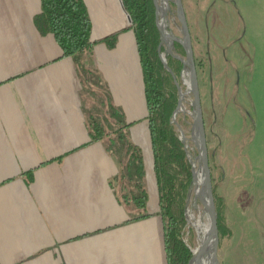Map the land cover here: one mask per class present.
I'll use <instances>...</instances> for the list:
<instances>
[{"label":"crops","instance_id":"obj_1","mask_svg":"<svg viewBox=\"0 0 264 264\" xmlns=\"http://www.w3.org/2000/svg\"><path fill=\"white\" fill-rule=\"evenodd\" d=\"M84 1L92 45L67 58L37 25L42 0H0V264H167L135 33L121 0ZM247 115L245 211L264 198L263 116ZM124 125L146 156L144 219L122 202ZM261 212L264 220V199ZM261 229L262 246L250 232L248 260H264Z\"/></svg>","mask_w":264,"mask_h":264},{"label":"rangeland","instance_id":"obj_2","mask_svg":"<svg viewBox=\"0 0 264 264\" xmlns=\"http://www.w3.org/2000/svg\"><path fill=\"white\" fill-rule=\"evenodd\" d=\"M175 4L182 6L192 36L209 161L217 175L213 186L225 197L226 219L233 234L231 238L220 240L219 264H263L262 259L248 260L246 256L250 232L256 230L258 235L253 245L262 246L263 243L261 209L264 198L259 197L245 211L252 199L247 194L252 179L247 178L248 166L243 153L252 133L248 111L262 114L264 121V0H175ZM178 33L177 39L185 44L183 34ZM190 76L187 73L183 79L190 83ZM235 77L240 84L234 96ZM250 92L259 101L252 102L251 98L249 102ZM186 105L185 112L179 113L177 119L188 112L193 115ZM255 151L264 152L263 129ZM240 164L244 171L237 177ZM128 207L136 211L132 204ZM189 213L193 216L192 223L204 221L208 225L203 205L195 195L191 198ZM187 225L195 234L193 249L197 235L194 228Z\"/></svg>","mask_w":264,"mask_h":264},{"label":"trees","instance_id":"obj_3","mask_svg":"<svg viewBox=\"0 0 264 264\" xmlns=\"http://www.w3.org/2000/svg\"><path fill=\"white\" fill-rule=\"evenodd\" d=\"M121 2L135 33L143 69L154 174L160 195L158 215L164 224L167 264H189L193 257L195 234L187 225L185 210L193 173L180 132L173 122L179 91L152 46V36L157 31L154 1ZM36 21L41 30H46L54 36L64 57L76 58L92 45L93 25L84 0H42V12ZM109 40L111 38L105 39ZM176 48L181 57L186 56L180 44H176ZM168 63L176 77L181 79L184 69L182 62L169 56ZM186 107L192 111L189 104ZM178 120L186 136L191 137L192 116L189 112L184 116L179 115ZM130 126H122L120 133H117L123 152L118 161L121 167V183L125 184L122 202L132 204L138 210L139 216L136 219H144L150 216L146 156L143 148L132 142ZM98 134L99 131H95L93 141L101 138L102 134ZM189 144L192 154L196 156L194 144L191 141ZM117 153L119 154V151ZM215 172L211 167L213 183L216 182ZM222 177L223 173L220 174V178ZM213 187L218 230L220 240L223 241L231 238L233 234L226 219L225 197L218 192L217 187Z\"/></svg>","mask_w":264,"mask_h":264},{"label":"water","instance_id":"obj_4","mask_svg":"<svg viewBox=\"0 0 264 264\" xmlns=\"http://www.w3.org/2000/svg\"><path fill=\"white\" fill-rule=\"evenodd\" d=\"M156 7V26L157 31L152 36V46L165 69L169 72L174 84L179 91V100L173 112V122L178 127L184 149L187 152L188 159L192 166L193 180L188 191V198L185 210L187 223L196 231V240L192 249L193 257L189 264H219L220 235L217 224V213L214 197V187L212 182V173L209 161V150L207 144L206 126L202 110V102L198 89L197 71L192 49V40L188 24L185 20V14L182 6L177 7V18L172 14L167 0H154ZM128 19L130 20L129 16ZM176 21H179L184 30L186 44V60L177 55L175 42L177 39L172 36V30ZM164 43L169 44L170 49L164 50ZM169 55H173L180 60L184 68L190 69V83H187L183 77L178 79L168 63ZM185 70V69H184ZM192 107L193 122L191 125V137L186 136L184 129L177 119V115L185 112V105ZM190 141L194 144L196 156L190 149ZM195 195L203 205L204 215H207L209 223L204 221L191 222L189 206L192 196ZM194 219V218H193ZM196 219H194L195 221ZM208 227L206 232L205 228Z\"/></svg>","mask_w":264,"mask_h":264},{"label":"flooded vegetation","instance_id":"obj_5","mask_svg":"<svg viewBox=\"0 0 264 264\" xmlns=\"http://www.w3.org/2000/svg\"><path fill=\"white\" fill-rule=\"evenodd\" d=\"M154 1V0H153ZM168 2H169V5H170V10H171V12H172V14L175 16V18H177V6H176V4H175V0H167ZM155 4V3H154ZM156 8V7H155ZM155 17H156V14H155ZM181 31V34H183V36H184V39H185V35H184V30L182 29V27H181V24H180V22L179 21H176L175 22V24H174V28H173V30H172V36H174L176 39H177V37H176V34L178 33V32H180ZM179 34V33H178ZM191 35V34H190ZM191 40H192V36H191ZM176 44H180L183 48H184V45L186 44H183V43H181L178 39H177V41L175 42V52L177 53V55L178 56H180L179 54H178V50H177V48H176ZM164 50H168V49H170V46H169V44H167V43H164ZM193 49V48H192ZM184 50H185V48H184ZM194 51V50H193ZM186 52V51H185ZM169 56H172V57H174L173 55H169ZM181 57V56H180ZM169 58V57H168ZM174 58H176V57H174ZM182 59H184V60H186V56L185 57H181ZM177 59V58H176ZM180 61V60H179ZM181 62V61H180ZM183 64V63H182ZM184 66V65H183ZM185 69V70H184ZM183 69V76H185L187 73H189L190 74V69H189V67H185ZM182 76V77H183ZM238 85H239V82H238V80H237V78L235 77L234 78V96H235V93H236V91H237V87H238ZM236 90V91H235Z\"/></svg>","mask_w":264,"mask_h":264},{"label":"bare ground","instance_id":"obj_6","mask_svg":"<svg viewBox=\"0 0 264 264\" xmlns=\"http://www.w3.org/2000/svg\"><path fill=\"white\" fill-rule=\"evenodd\" d=\"M206 232L208 231V227L205 228Z\"/></svg>","mask_w":264,"mask_h":264}]
</instances>
